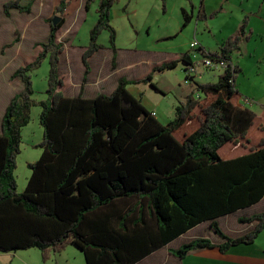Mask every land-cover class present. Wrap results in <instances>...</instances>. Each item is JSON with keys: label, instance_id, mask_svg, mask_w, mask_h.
<instances>
[{"label": "trees", "instance_id": "1", "mask_svg": "<svg viewBox=\"0 0 264 264\" xmlns=\"http://www.w3.org/2000/svg\"><path fill=\"white\" fill-rule=\"evenodd\" d=\"M35 1L25 6L8 2L5 15L30 13ZM70 2L60 0L59 17ZM95 2L98 20L82 55L85 72L77 97H66L59 90L64 86L59 73L64 46L57 41V32L65 23L63 18L57 26L53 18L48 20L50 33L47 42L39 45L41 52L11 76L22 82L23 90L9 103L0 130V253L38 249L47 260L74 246L87 264H135L137 258L208 221H213V230L225 241L219 246L221 252L252 244L264 230V212L240 219V224L256 223V227L237 239L225 235L215 221L264 197V105L261 114L243 106L250 99L238 89L242 69L233 60L252 37L250 16H244L238 31L217 51L207 50L195 38L198 51L190 47L188 54L156 67L144 79L121 78L112 93L85 98L90 59L104 49L99 44L103 32L109 34L113 68L118 55L117 32L111 24L117 0H88L86 10ZM221 11L201 14L199 20L206 23ZM183 15L185 28L191 18ZM45 60L49 62L47 99L38 103L43 139L34 146L42 153L28 165L31 175L18 193L14 174L22 130L37 104L30 73ZM203 60L211 65L205 67ZM179 64H184L186 81L194 90L176 108L173 120L163 125L129 87L144 83L159 91L153 74L175 70ZM190 67H194L191 74ZM205 73L217 75L216 82H197ZM139 210L143 227L137 224L133 229L130 224L137 223ZM153 221L159 225L161 240L147 248L139 236L144 237L141 233H147ZM136 243L137 254L132 252ZM212 247L210 241L200 239L171 254L184 258Z\"/></svg>", "mask_w": 264, "mask_h": 264}, {"label": "crops", "instance_id": "2", "mask_svg": "<svg viewBox=\"0 0 264 264\" xmlns=\"http://www.w3.org/2000/svg\"><path fill=\"white\" fill-rule=\"evenodd\" d=\"M11 1H19L24 6L28 5L31 2V0H0V46L3 47L4 45H9V43L11 44L15 42L17 38L19 39L18 42L13 45L10 52L5 53V55L2 56V59L0 58V62L2 64H7L11 62L14 56H16L17 59L24 57L27 51L26 48L29 45L36 51V56H34L35 60L38 54L41 52V48L39 45L47 42L50 33L48 20L58 16L56 13V9L60 4V0H36L32 6L30 13H20L18 11H12L10 17H7L4 12V5ZM87 1L88 0H71L69 7L66 9L62 17L65 23L57 32V41L63 44L64 52H66L67 49H69L68 52H70V50L80 49L83 54L87 48V46L74 45L75 41H72L77 39L83 30L90 33L91 29L97 23L98 2L92 4L90 8L86 10ZM218 10L222 11L216 18L208 20L206 23L199 20V16L201 14L209 15ZM183 12H185L186 15L191 18L190 23L185 28H183ZM246 15L250 16L251 22L252 18L264 15V0H117V3L111 9V24L117 31L118 37L121 30H128L131 38L136 35L138 41L139 39H141V37H144L148 40V42L151 43V45L143 48L142 50L135 51V53H148L149 55H157L163 52H165L166 54H168L167 52H170V54H168V56L166 57L167 61L164 62L168 63L171 61L179 60L183 55L188 54L190 51L189 45L195 38H197L202 47L206 48L207 50L212 52L217 51L225 40L217 46L216 50L213 51L204 44V33L211 34L214 31V28L212 26L217 21L228 22L230 20H233L234 22H236V24L233 26V30L229 34L231 36L238 31L239 27L241 26L242 20ZM11 21H15V23L11 24ZM5 22L7 23V25L2 24ZM250 28L251 30H253L251 23ZM16 33L18 34L16 35ZM40 37H43L42 40H44L45 42H41V40L38 41ZM148 38H150L151 41ZM179 38H184V41L181 43V45L172 46L177 42V40H179ZM9 39L12 40L9 41ZM25 39L27 40L25 41ZM162 39H171L170 41H165V45L171 43V47L169 49L164 48L163 45H157L161 43L160 41ZM28 40H30L29 43L27 42ZM103 50L109 49L104 48ZM101 51H99L98 53H100ZM119 51L120 50H118L116 68H113L112 66V70L107 71L105 76L100 73L99 76L93 78L95 79V82H91L92 80L90 81V77L88 78V82L84 87L83 93V96L85 98H94L102 94L103 92H100V90L97 88H100L102 91L108 90L110 91L109 93H112L115 90L118 81L122 78H119L117 82L116 80H114V78H116V76L120 74V69L118 66V62L120 59ZM97 54H95L90 59V64L92 59ZM234 56L235 54L233 55L234 63L239 65L238 59H235ZM107 61L108 60L102 59V62L100 63L101 69H106L108 67ZM29 63L31 62H28L26 65H28ZM143 63L150 64L151 70L147 75L152 73V71L156 67L164 64L153 63L144 58L138 59L137 61H132L127 65V68L142 66ZM181 65L182 67H180ZM179 67L181 68V70L184 69V64H180ZM157 73L161 72H156L153 75ZM112 74L115 75L112 76ZM90 75H92V73ZM146 76L144 75L143 77L145 78ZM205 78H211L212 80L214 78L216 81L217 75H215L214 73H205L196 81L199 83H207L204 81ZM154 79L155 78L153 77V83ZM18 82L21 83V81ZM64 83V89L60 91H62V93L66 97L74 98L80 94V82L77 83L78 85H80L78 88L79 90L73 88L69 92L66 91V87L68 86L66 81ZM101 83L102 85H100ZM71 84L73 85V83L71 82L69 86ZM175 89H178L180 91V97L177 100V104L173 107V115L176 108L185 102L186 97L194 90V87H192V85L189 84L188 81H186V78H184L183 81L177 80ZM22 90H20L19 92H21ZM239 91L242 93L245 99L252 98L250 99V101L246 100V102L249 101V104L243 101V106L251 108L255 107L256 103L260 104V102H257L259 92L258 90H255L252 87V89L245 92H242L240 89ZM19 92H12V94L10 95L8 90L0 91L1 123L9 103ZM163 94L165 93L163 92ZM197 97H201V95L199 94ZM263 105L264 103L261 104V106ZM152 109L153 110L149 111H151L156 115V117H158V105L156 108ZM250 110L257 114H261L263 112L262 109L259 108V106L258 108H252ZM172 120L173 118H171L169 122ZM37 144L31 143L29 144V146L33 147ZM28 178H26V181H28ZM116 208H118V205L116 206ZM144 209L146 211L149 210L148 208ZM262 212H264V197L260 202L252 207L219 217L215 221L225 235H227L231 239H237L252 232L256 227V223L240 224L239 220L252 217ZM147 214L150 216L149 212ZM136 218L137 223L135 224V226L130 224V227L134 229L136 225L139 224L140 228H142V223L138 222L139 219L142 220V212L140 210L136 214ZM115 219L116 217H114V220ZM153 222L154 223H150V229L147 233H141L142 235H144V237L142 238L141 235L139 236L141 241L143 240V242H145L144 246H146L147 248L152 247V244L157 242L158 239L161 240V231L159 225L155 221ZM212 223L213 221L204 222L189 230L188 232L182 234L178 238L170 242L167 241L166 244H162V246H160L153 252L145 254V256L141 257L140 259L137 258L135 264H264V230L252 244H241L233 246L226 252H221L219 246L223 245L225 241L224 239L220 238L218 234L213 230ZM153 239H155L154 242ZM200 239L210 241L213 247L192 251L184 258H179L171 254V251H177L183 246ZM136 240H138V237ZM134 247L135 249H133L132 252L137 254L140 247H137V243ZM77 250L80 254H82L84 264H87L84 254L78 248Z\"/></svg>", "mask_w": 264, "mask_h": 264}, {"label": "rangeland", "instance_id": "3", "mask_svg": "<svg viewBox=\"0 0 264 264\" xmlns=\"http://www.w3.org/2000/svg\"><path fill=\"white\" fill-rule=\"evenodd\" d=\"M10 23L14 24L15 21H11ZM2 24L7 25L6 22ZM235 24L236 22H234L233 20H230L228 22H215L212 26L214 28V31L211 34L204 33V44L211 50H216L217 46L230 36L229 34L232 32L233 26ZM251 26L253 30L250 41L243 43L240 51L236 52L234 56L235 59H238L239 66L242 69V73L239 75L237 85L242 92L250 90L252 89V87L253 89L258 90L259 92L257 102H260V104L256 103L255 105L257 107H251L250 109L258 108V106L260 109H262L261 104L264 103V15L252 18ZM108 35V32H103L99 37V44H102L105 49L109 50L101 51L92 59L90 64V74L92 73V75L89 76L90 81L92 80L91 82H95V79L93 78L99 76L100 73L105 76L107 71L112 70L111 62L113 58V51L109 46ZM42 39L43 37H40L38 41L41 40V42H45ZM148 39L151 41L150 38ZM10 40L12 39H9V41ZM26 40L27 39H25V41ZM72 41H75L74 45L88 47L90 42V33L83 30L80 33L79 37ZM165 41L161 40L160 44H156L159 46L163 45L164 48L169 49L171 47V43L165 45ZM183 41L184 38H179V40H177V42L172 46L181 45ZM27 42L29 43L30 40H28ZM7 45H4L3 47L0 46L1 59L3 58L2 56L5 55V53H9L11 48L13 47L12 46L10 48H5ZM116 45V48L120 50V59L118 62L120 74H118L116 78H114L116 82L121 77L128 80L142 79L144 78V75L146 76L150 72L151 67L148 63H143L142 66H138L135 68H127V65L132 61H137L138 59L145 58L150 62L162 64L167 61L166 57L168 56V54H170V52H167L168 54L163 52L157 55H149L148 53H135V51L142 50L143 48L151 45V43L148 42V40L144 37H141L139 41L136 35L131 38L128 30L120 31L119 37L117 36ZM26 50V54L22 58L17 59L16 56H14L11 62L7 64H2L0 62V91L8 90L9 94L11 95L12 92H19L20 90H22V82L20 83L18 82L20 80L16 79L12 80L11 76L20 67H25L28 62H33L34 56H36V51L30 45L26 48ZM68 50L69 49H67L66 52L63 53L61 60L62 63H60L61 65L59 67L60 77H62L64 79V82L66 81L68 85L66 87L67 92H69L73 88L78 89L80 85H78L77 83L79 82L82 86V80L85 72V68L82 63V51L80 49H75L68 52ZM102 59L108 60V67L106 69H101L100 67ZM180 67H182V65ZM180 67L178 66L176 68L177 70H169V72L165 71L153 75V77L155 78L154 83L156 84L159 91L154 90L150 84L144 83L139 85H131L129 87V91L136 97L140 98L142 100V103L148 110H153L152 108H156L158 105L157 119L163 125L167 124L171 118H174L173 107L177 104V100L180 97V91L178 89H175L177 80L183 81V79L186 78L184 69L181 70ZM48 73V60H45L37 70H34L30 73L33 83V90L35 92L33 99L37 104L31 109V122L22 130V144L20 146V154L17 157V170L14 174L17 180L18 193H22L24 191L25 184L27 185L26 178L30 177L31 175V171L28 165L37 162L42 153L41 149L34 147L35 145L33 147L29 146V144H37L38 142L41 143L43 139V129L39 122L40 107L38 106V103L42 100L47 99ZM113 75L115 74H112V76ZM204 81L207 83L216 82L214 78L213 80L211 78H205ZM71 82L73 83V85L71 84L69 86ZM100 85H102V83ZM62 89H64V86L61 89L59 88V90ZM97 89H99L100 92H103L102 94H110V91L108 90L102 91L100 88ZM163 92L165 94H163ZM57 254L58 255L53 253L51 254L50 258H48L47 260H43L42 254L38 249L18 251L16 253L10 254L0 253V264H84L82 254H80L77 248H75L74 246H68L63 252Z\"/></svg>", "mask_w": 264, "mask_h": 264}, {"label": "built area", "instance_id": "4", "mask_svg": "<svg viewBox=\"0 0 264 264\" xmlns=\"http://www.w3.org/2000/svg\"><path fill=\"white\" fill-rule=\"evenodd\" d=\"M190 47H191V49H193L194 51H198V49H200V45H199V43L195 40V41H193L192 43H191V45H190ZM194 58H197V55H194ZM203 61H205V60H203ZM197 62H201V60H198V61H196V62H194V63H197ZM204 65H205V67L206 66H209V65H211V62L210 61H205L204 62ZM222 66H223V64H221ZM196 66H197V64H196ZM194 67H190L189 68V73L191 74V72H194V69H193Z\"/></svg>", "mask_w": 264, "mask_h": 264}, {"label": "water", "instance_id": "5", "mask_svg": "<svg viewBox=\"0 0 264 264\" xmlns=\"http://www.w3.org/2000/svg\"><path fill=\"white\" fill-rule=\"evenodd\" d=\"M61 21H62V18L59 17V16H56V17L53 18L52 24H53V26H57V25H59L61 23Z\"/></svg>", "mask_w": 264, "mask_h": 264}]
</instances>
